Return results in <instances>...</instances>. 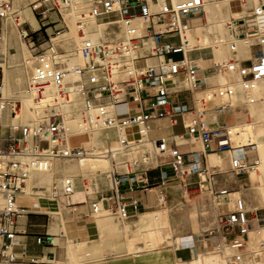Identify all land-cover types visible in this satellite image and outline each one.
Segmentation results:
<instances>
[{
  "label": "built area",
  "instance_id": "obj_1",
  "mask_svg": "<svg viewBox=\"0 0 264 264\" xmlns=\"http://www.w3.org/2000/svg\"><path fill=\"white\" fill-rule=\"evenodd\" d=\"M19 1L26 3L40 20H49L55 13L65 26V15L75 12L81 35L91 24L102 25L106 33L118 28L120 33L111 42L84 39L80 48L83 62L75 68L79 78L69 82L65 63L59 59L62 46L56 40L63 31L57 30L55 37H49L35 56V72L24 90L38 105L49 94L47 90L53 94L42 107L39 105L43 113L40 121L18 127L4 125V118L7 121L8 116L17 115L23 102L21 94H5L0 81V264H44L36 257L21 260L24 251L18 252L23 246L18 226L20 217L30 213L31 204L22 197L31 172L46 171L55 159H78L88 153L84 144L73 148L69 143L70 137L77 134H68L63 125L65 104L71 106L79 101L80 134L113 129L118 134L119 147L101 153L109 162L103 180H89L82 174L65 176L50 187H33L30 202L41 196L62 201L84 189V204L92 215L106 209L125 221L141 208L135 193L147 192L155 185L151 178L154 170H159V187L176 182L187 188L188 177L195 176L197 190L207 191L215 202L230 195L228 188L217 187V172L210 171L207 156L214 151H235L231 129L227 124H214L213 116L242 105L236 104V90L231 84L204 88L207 85L202 58L196 55L204 47H190L187 37L194 18L204 20V7L214 0H182L177 4L172 0H0V18L13 20ZM226 1L234 10L246 13L227 24L230 56L222 68L237 76L245 99L254 103L256 84L264 79V0ZM80 2L84 6L81 9ZM19 35L25 40L33 38L25 29L19 30ZM35 42L34 39L32 44ZM240 42L248 46L251 58L237 55ZM176 54L181 57L175 59ZM118 72L125 77L116 78ZM215 98L219 104L209 109V101ZM179 118L183 131L175 133ZM162 119L171 121V135L155 124ZM129 128H137L134 137L127 132ZM154 132L159 134L154 136ZM183 141L190 142L189 151L179 145ZM196 141L201 143V150L193 146ZM232 167L238 173L248 171V157L234 156ZM260 210L264 208L248 210L239 199L235 210L221 218L224 239L236 251L231 262L252 254L248 243L255 219L264 227ZM35 242L58 245L56 236L48 232L37 235ZM176 250L195 253L196 246L192 243Z\"/></svg>",
  "mask_w": 264,
  "mask_h": 264
},
{
  "label": "rangeland",
  "instance_id": "obj_2",
  "mask_svg": "<svg viewBox=\"0 0 264 264\" xmlns=\"http://www.w3.org/2000/svg\"><path fill=\"white\" fill-rule=\"evenodd\" d=\"M217 1H226V0H217ZM234 7H236L235 4H234ZM15 10L17 11L16 16H15L17 20H15L14 18L11 21L4 22V28L6 31L9 32L10 36L4 34L3 36L4 38L1 42L2 52L6 53L7 51V48H6L7 37H8V43L11 46H15L20 51L25 52L24 57H25V65H26V78L30 80L34 75L35 68H36L35 56L37 55V52L41 50L42 48H44L46 46L45 43L48 41L49 37H55L57 30H60V29L63 32H61L60 35H56L58 36L56 40L60 41V44H64V45L66 44L67 46L65 45L66 47L65 48L63 45H61L62 49H61V52L59 53V59L63 63H65V67H69L68 58H71V59L76 58L79 55L78 50H79V46L81 45L80 38L84 36V35H81V33L79 32V26L77 24L75 15L72 13L68 14L71 18L68 17L67 14L65 15V24H66L65 26L62 23V21L59 20L60 18L55 13L52 14V17L49 20L48 19L40 20V17L35 16L31 8L26 3H22L20 1L15 6ZM233 11H237V10L233 9ZM233 17H235V15L230 16L229 19L231 20ZM228 22L226 23V28H227ZM39 23H41L42 29L37 31V33L32 34L29 28L32 25L33 29H36L39 27L40 25ZM43 24H46V25H43ZM206 24H207V21L205 17H204V20H201L200 18L196 17L194 18V23L192 26L206 25ZM24 29L28 30L31 36H34L31 40H27V39L25 40V39L20 38L19 30H24ZM113 30L114 32L111 31L105 34L108 37H113V38H109L106 40H114L118 37L120 33L119 29L116 28ZM35 34L37 35L35 36ZM229 36H230V33L228 31V33L226 34V38H227L226 40L229 39L228 38ZM37 37L39 38V40H36L35 45L32 44V41L35 38L37 39ZM213 37L214 36L212 35L209 41L201 44V47H204L203 50H201L200 52L199 51L196 52V55L199 58H202L201 64L203 65L204 79L206 80V85H207V86H204V88L205 87H215L217 85L220 86L222 78L224 77L230 78V76L233 75V73L232 74L228 72L220 73L218 71L216 62H220V61L228 59L230 56V50L228 49V46L225 44L220 45V47L218 46L219 44L215 46V44L217 43L215 44L213 43ZM211 43L214 45H212ZM240 46H239V49H240ZM218 48L220 50L222 48L223 50L220 51ZM224 48L227 49V51L224 50ZM247 49L249 50L247 53L238 55V56L242 58L252 57L250 49L248 47ZM222 51L223 53H221ZM27 54L33 60L32 66L28 64L27 62ZM217 54H219V56ZM173 57L175 59H179L181 55L176 54V55H173ZM82 62L83 60L81 58V62L79 64H81ZM2 64L4 65V63ZM233 76H235V79H236V75L234 74ZM115 77L121 79V78H124L125 76L123 73L118 72L116 73ZM232 77H231V82H234L235 79L234 77L233 78ZM231 85L233 86L236 85V81L234 83H231ZM4 90L6 94H10V95L12 94L11 91L7 93L5 87H4ZM47 92L50 93L51 91L47 90ZM20 94L22 95V100H24L23 98L26 99L27 95L25 94L24 91L21 92ZM236 95H237L235 96L236 104L240 102L243 103L241 107L236 109V112L238 113V116H237L238 120L242 119V120L252 121L254 116H259L264 119V92L255 95L256 101L254 103H248L247 100L245 99V96H243L240 90L238 89L236 91ZM199 98H200V94L198 95L197 100ZM214 100L215 101L211 104L212 108L216 107V105L219 104V100L217 98H215ZM33 101L35 105L33 109L31 110L30 115H28L26 119L22 117V115H20L15 120L16 122L31 123L33 121H40L42 119L43 113H42L41 107L45 102H47V96L43 97L42 100L39 101V105L41 107L38 105V103L35 102L34 99ZM78 102L79 101H77L76 104H72L69 110L72 116L74 117L80 114ZM24 106L25 105L23 103L22 110L24 109ZM198 107H202V106L198 105ZM22 110H21V113H22ZM232 117H233V114H229L228 116L222 115L221 117L222 120H220L218 123L227 124L228 122L227 118H232ZM64 120H65V117H64ZM2 123L4 125L6 124L12 125L11 122L5 121V118L2 121ZM67 126H70V125L67 124ZM82 130L83 129L81 127L75 128L73 134L76 133L77 135H74L70 137L69 139V143L71 147L76 148L80 146L81 144H84V146L89 152L88 154H93V155H102L101 153L108 148H112V149H114V147L115 149L118 148V143L116 146H112V144L106 143L107 140L105 139V135H116L117 140H119L118 134L116 133L115 130L107 129L106 131L97 132L91 135L80 134ZM136 131H137V128H129L127 130L130 137H134ZM174 131L175 132L183 131L180 118H179V124L174 128ZM92 135H96V136L102 135L101 137L103 140L99 142V145L107 144L108 146L106 148H101V146L99 145H98L99 147L95 146L91 142ZM193 146H195L198 150L202 149L201 143L199 141H196L193 144ZM224 154L225 152H220L218 153L217 157H215V155L208 153V165H209L210 171L219 173V170H221V173L216 174L215 177L220 176V175H228V174H231L232 176H237L239 178V183L243 184L245 188H243L242 186H239L236 189L237 191L241 189L243 190V192H241L242 193L241 196L240 194H238L236 196V199H238L237 197L239 196V198L244 199L246 204H247V200L248 202L250 200L253 202L257 201L255 203L258 204V206L260 205L264 206V204L262 203L263 202L262 195L264 193V188H263L264 180H260V183L258 181V183L255 185V182L250 179V174H249L250 168L257 165V163L253 159L255 154L252 152L247 154V156L249 157L248 159L249 169L246 172H239V173L235 171L234 169H231V167L228 170L222 167L220 169L213 167V164L216 161H220V162L222 161L223 159L222 157ZM211 158L213 160H211ZM54 163H59L60 166H64V164L77 165L80 167V173L78 175L82 174L85 176V178H88L89 180L93 177H96L99 181L104 179V173L107 171L109 167L108 160L107 159L103 160L100 158L96 160H86V161L79 160V159H67V160L57 159V160H54ZM93 172H97V174ZM65 175H68V174L65 171H61L60 174L56 176V179L54 180V182L58 181L60 177L65 176ZM99 175L100 176L102 175V176L100 177ZM188 182L190 184L189 186L190 188L192 189L196 188V185H195L196 178L194 176L189 177ZM171 185H179V184L176 182H170V183H167L166 186L152 189L150 192L149 191L139 192L136 196L139 198L141 202V208L138 212L133 214V216H136V217H133L125 221L119 220L110 211L106 209L103 210L104 212L101 210V212H99L101 214L97 213V214L92 215L90 212V207L88 205H86L85 208H74V206L78 205V203H81L82 201H84L82 195L80 194H75L73 196V202L75 204L69 203V206L67 207H65L63 203V199H67L66 197H63L62 201H59V200L55 201L54 199L49 198L48 196H41L45 198L46 200H48L50 203L59 207V212L57 214L53 215V214L47 213L41 216L43 223H46V227H42V229H45L51 232L52 234H54L56 236V242L58 244L56 247H51L52 252L50 254L52 256L51 259L53 260V262L51 263L58 264L56 260H60V261L65 262V264H147L146 260L149 259L153 255V253L150 252L152 249L150 239H149L151 237L150 232L144 226V223H146V221L148 220H151L150 218L154 216H157V219L159 218L158 220L160 222V227L163 230L159 234L161 238H164L167 235L166 232L168 231L170 227V224H167V221H168V223L170 222L173 227V230H174L173 236L175 238L180 235H184V234H190V235L198 234V236L196 235L194 236L197 240V245H198L199 250L204 248L203 244H205V242H209V243L212 242L211 245L210 244L208 245L210 248H213L215 246L214 241L211 240V238L206 240L207 237L208 238L210 237L208 236V233H209L208 230L211 227L209 223L210 220H208L207 217L204 218V216H207L210 212V209H208V207L206 208V210L203 209L202 211L195 210V212L197 213H195L196 215L194 214L190 225L188 224L184 231H181L180 229V226L184 223V214L186 213L188 206L191 204L190 201H198V200L191 199V197L199 195V197H203L201 199L202 201L204 202L207 201L208 205L212 204L213 199L209 196L208 192L204 190L203 191L194 190L191 192V197H190L188 193L185 195V192L183 191L182 187H179V191L177 192V194L170 195V193L168 192V187ZM257 185L262 187L263 191H260L259 190L260 187H258ZM249 189L252 192H250ZM244 190H246L247 193ZM149 194L154 196L155 198V202L151 206H150ZM251 197L253 198V200L250 199ZM258 197L260 199L262 198V200H260ZM256 198L259 200H257ZM225 199L226 198H224V200ZM208 201H210V204ZM247 207L248 208L250 207L249 204H247ZM198 212H200L201 214H199ZM259 213L264 215V210H260ZM255 221L256 222L253 228L251 229V231L256 230V229L257 230L264 229L263 226L259 225V223L257 222V219ZM163 222L166 225H164ZM138 223L141 226H139ZM219 230L220 228L213 230V234L214 235L221 234L222 231H219ZM70 239H72V241L74 240V243H73L74 246L72 245L73 249H69L68 251L69 258H68L63 254L66 251V248H65L66 243ZM76 244L83 245L84 247L83 252H82L83 257L76 258V256L78 255ZM168 249H170L171 252H174L175 250L174 247L172 246L169 247Z\"/></svg>",
  "mask_w": 264,
  "mask_h": 264
},
{
  "label": "bare ground",
  "instance_id": "obj_3",
  "mask_svg": "<svg viewBox=\"0 0 264 264\" xmlns=\"http://www.w3.org/2000/svg\"><path fill=\"white\" fill-rule=\"evenodd\" d=\"M172 1H173V3L177 4L182 0H172ZM78 8L79 9L83 8L81 2L79 3ZM232 8H233L232 4L228 1L214 0V1L207 3L204 7V13H203L204 17L206 18L207 24L206 25L190 26L189 30L187 32V37L190 41V47H193L197 44L201 46V44L209 41V39L212 35L214 36L213 37V43L214 44L217 43V44H215V46H217L218 44H219L218 45L219 47H220V45H224V44L227 45V42L230 39V36L228 37L229 39L226 40L227 39L226 34L228 33V29L226 28V23L230 20L229 17L232 15H235V17H236L240 14L246 13V11H243L242 13H240L238 11H233ZM72 14L75 15V12ZM67 16L70 17L68 14H67ZM249 22L252 23L251 20ZM102 28H103L102 25L97 26L95 24H91V25L86 26L85 27V34H84V36H82L80 38L81 45H82L83 40L86 38L94 40L96 42L101 41V40H106L109 38H113V37H108L107 35H105L106 32L104 30H101ZM112 32H114V30H112ZM68 40H70V39H68ZM106 41L111 42L112 40H106ZM214 44H212V45H214ZM240 44H241V46H240ZM240 44H239V46H240L239 53L237 55H242V54H245L249 51L247 49V47H248L247 45L243 44L242 42H240ZM61 45H63L65 47L66 44L65 45L61 44ZM78 45H80V44H78ZM81 45L79 46V50H78L79 55L76 58H72V59L68 58L69 67H65L66 71H67V75H66V81L67 82L74 81V80L79 78V74L76 72L75 68L81 62V58L83 60V57L80 53ZM225 47H227V46H225ZM222 48H223V46H222ZM222 48H221V50H223ZM224 50L227 51V49H225V48H224ZM221 53H223V51ZM24 55H25V52H24ZM217 55L219 56V54H217ZM80 56H81V58H80ZM247 57H249V56H247ZM221 60H222V58H221ZM226 60L216 62V65L218 67V71L220 73L226 72L222 68L224 66L223 64ZM27 62H28V64H30L32 66L33 60L28 56V54H27ZM233 75H231L230 78H227V77L222 78L220 85L231 84V83H234L236 81V85H234V86L232 85V86L235 88L236 91H237V89L240 90L241 94L244 96L243 88H242L240 82L238 81L237 76L235 79V76H233ZM232 76L235 79L234 82H231ZM263 92H264V79L259 80L257 82L256 87L254 89V95H257V94H260ZM52 95H53L52 93L51 94L49 93L47 95V98H48L47 101L50 100L49 97ZM198 95H197V97H198ZM72 97H74V95H72ZM23 99L24 100H22V101H24L23 103L25 105L24 109L22 110V107H21L20 111L17 112V115L8 116L7 121L11 122L12 126L18 127L22 124L23 125L26 124V123L16 122L15 120L20 115H22V117H24L26 119V117H28V115H30L31 110L33 109V107L35 105L32 97L26 96V99L25 98H23ZM214 101H215L214 99H211L209 101V103H208L209 109H213L211 107V104ZM237 104L242 105L243 103L240 102ZM70 107L71 106L68 104H65L62 106V108H63L62 114L65 117V120L63 119V125L66 128L68 134L69 133L73 134L75 128L80 127L81 114L77 115L76 117L72 116V114L69 111ZM21 110H22V113H21ZM230 113L233 114V117L227 118V121H228L227 125L229 126V128L232 131V142H233V146L235 148V151L234 152L233 151L228 152V154L225 158L222 157L223 158L221 161L222 166L226 170L230 169V167H231V169H233L232 160H233L234 156L246 157L247 156V150H250V151L254 150L256 153V157H255L254 161L257 163V165L250 168L249 174H250V179L252 181H254L255 185H256L258 183V181L260 183V180H264V119L259 117V116H254V118L252 117L253 118L252 121L242 120V119L238 120L237 119L238 113L236 112V109L226 111L224 115L228 116ZM218 119H219V117L217 115H214L213 116V123L216 124L217 121H219ZM223 121H225V120H223ZM67 124L70 126H67ZM118 147H119V140H118ZM114 149H115V147H114ZM87 152H88V150H87ZM88 153L86 155L81 156L78 159L83 160V161L96 160L98 158L103 159V160L107 159L103 155H93V154H88ZM64 159L67 160V159H75V158H64ZM248 159H249V157H248ZM55 160H57V159H55ZM53 164H54V166H53ZM248 169H249V167H248ZM61 171H65L68 174L65 176H77L80 173V167L77 165H68V164H64V166H60L59 163H54V160H53L51 162V166L48 167V169L46 171H38V170L32 171L31 175H30V179L28 181V186L26 188V195H24L22 197V199L26 200L28 203H34L35 205L39 206L41 208V213L43 212V213H49V214H53V215L57 214L59 212V207L50 203L45 198L40 197L39 199L34 200V202H30L28 197H29V194L32 193L33 187H35V186L50 187L51 184L56 179V176L58 174H60ZM65 176L60 177L58 181H60L61 178L65 177ZM258 187H260V186H258ZM243 188H245V187H243ZM263 188L260 187V189L259 188H257V189H259L260 191H263L262 190ZM152 189H154V187L151 188L149 190V192ZM244 191H246V190H244ZM249 191H250V189H249ZM242 192H243V190H242ZM250 192H252V191H250ZM77 193H83L86 197L85 198V201H86L87 194H86L85 190L84 189H78V190H76V192L74 194L66 196L67 199H63V203H64L65 207L69 206V203L74 204L73 196ZM246 193H247V191H246ZM246 193H245V195H246ZM250 194H252V193H250ZM232 196H233L232 202H233V205H235V206H236L237 201L239 199H242L244 201V199L239 198V196L237 197L238 199H236L235 195H232ZM262 196H263L262 197L263 198L262 203L264 204V193ZM247 198H245V199H247ZM262 198L261 199L259 198V199L262 200ZM250 199L253 200L252 197ZM259 199H257V200H259ZM208 202L210 204V201H208ZM255 202H257V201H255ZM255 202L250 201V200L248 202V200H247V204H249V206H250L248 208L247 204H246L247 209L251 210V211H257V210L261 209L262 207H264L262 205H260L262 207L258 206V204H256ZM190 203L191 204L188 206V209H187L186 213L184 214V223L180 226L181 231H184L188 224L190 225V223L192 222L194 214L197 213V212H195V210H197V211L201 210L202 211L203 209L206 210V208L208 207V209H210V212L207 216H204V218L207 217L208 220H210L209 223H210L211 227L208 230L209 233L207 231V233L210 237L209 238L207 237L206 240L211 238V240L214 241L215 246L213 245L214 247L210 248L209 245L207 244V242H205V247L203 249L199 250L198 245H197V240L193 234L192 235L184 234V235H180V236L175 238L173 236V233H174L173 227H172L171 223L170 222L168 223V221H167L168 218L166 220L167 224H170V227L167 231L168 233L165 231L167 235L164 238H161L159 236V234L163 230L160 227V222L158 220L159 218L157 219V216H154V217L150 218L151 220H148V221H146V223H144V226L150 232L151 237L149 236L150 238L149 237L148 238L150 239V243H151V247H152L150 252L153 253V255L149 259L146 260L147 264H264V229H259V230L256 229V230L250 231V235H249L250 245H249V243H248V245L250 247L252 254L246 253L245 255H242L239 260H235V261L231 262L232 256L236 253V251L234 249H232V247L224 241V236L222 235V233L218 234V235L213 234V230H215V229L220 228L219 231H222L221 225H220V220L218 218V216H219L218 211L219 210H218L217 202H215L213 200L212 204L208 205L207 201L204 202L200 199L198 201H190ZM74 207H76V206H74ZM103 210L104 209H102V211ZM198 213L201 214L200 212H198ZM59 214H61V213H59ZM98 214H101V213H98ZM150 214H152V213H150ZM203 214H205V213H203ZM131 217H133V215ZM164 225H166V224L164 223ZM139 226H141V225L139 224ZM206 230H207V228H206ZM73 243H74V240L72 241V239H70L66 243L65 255L68 258H69L68 251H69V249H73L72 248L74 246ZM192 243L195 244L196 251H195V253H192L193 257L190 261L184 262V261L176 258L173 255V253L171 252V250L168 249L169 247L172 246L176 250V248H180V247L185 246V245H190ZM76 246H77L76 248L78 251V255L76 256V258L83 257V255H82V252L84 249L83 245L76 244ZM63 264H65V262H63Z\"/></svg>",
  "mask_w": 264,
  "mask_h": 264
},
{
  "label": "crops",
  "instance_id": "obj_4",
  "mask_svg": "<svg viewBox=\"0 0 264 264\" xmlns=\"http://www.w3.org/2000/svg\"><path fill=\"white\" fill-rule=\"evenodd\" d=\"M4 22H7V21L0 18V81L3 82L7 93H9L11 91V93H12L11 95H16V94H20L21 92H23L26 89V86L28 84V79L26 78L25 57H24V52L20 51L15 46H11L8 43V37H7V43H6L7 51H6V53L2 52L1 42L4 38L3 36H4V34L9 35V32L6 31L4 28ZM39 24H40L39 27L36 29H33L32 25H31V27L29 29L31 30L32 34L37 33V31L42 29L41 23H39ZM43 25H45V24H43ZM36 35L37 34H35V36ZM35 40H39V38L37 37V39L35 38ZM2 63H4V65ZM224 114L218 115L219 121L222 120L221 117ZM230 114H232V113H230ZM219 121H217V122H219ZM155 124H157L161 127V131L163 133H165L167 135L172 134L171 121L169 119L159 120L158 122H155ZM175 133H178V132H175ZM158 134H159V132L153 133L154 136H157ZM85 135H87V134H85ZM101 136L102 135H98V136L92 135L91 136V142L95 146H98L99 142L103 140ZM105 139L107 140L106 143L112 144V146H116L118 143L116 135H105ZM179 145L182 147V149L184 151H189L191 148L190 142H187V141L180 142ZM3 146L7 147L8 144L3 143ZM99 146H101V148H106L108 145L102 144ZM251 152L255 154L253 157V159H255V157H256L255 151L254 150L253 151L247 150V154L251 153ZM218 153H220V151H214L211 154L215 155V157H217ZM226 153H228V152H225V154L223 155V158H225L227 156ZM211 160H213V159L211 158ZM207 165H208V156H207ZM213 167L217 168V169H220L221 167L223 168L222 162L216 161L213 164ZM93 173L97 174V172H93ZM220 173H221V170H219V173H217V174H220ZM189 177H191V176H189ZM151 178L154 180V183H155V185L153 186L154 189L158 188L159 187L158 186L159 170L152 171L151 172ZM187 181H188V179H187ZM216 183H217L218 188H228L230 190V195H223L221 202L217 203L218 204V210H219L218 211V215H219L218 218H219V220H221V218L224 215L235 210L236 206L233 205V202H232L233 196L232 195H235V196H237L238 194L241 195L242 189L239 191H237L236 189L239 186L244 187V185L239 183V178L237 176H232L231 174L217 176L216 177ZM189 186H190V184H189ZM189 186L187 188H185L182 184L171 185L168 187V192L170 193V195H175L179 191V187H182L183 191L185 192V195L188 193V195L191 197V192L194 190H197V188L192 189ZM139 192H136L135 195H137ZM77 194L82 195L84 201H82L81 203H78V206L76 205V207H74V208H85L87 205V204H84L85 198H86L85 195L83 193H77ZM209 196L211 197L210 194H209ZM149 198H150V206H151L154 204L155 198H154V196H152L150 194H149ZM202 198L203 197H199V195L191 197V199H193V200H199ZM224 198H226V199L224 200ZM30 204H32V205H30L31 208L29 209L30 213L27 215H23L19 219L18 230L20 233L19 234L20 239L23 242V246L18 248V252L22 253V251H24V253L22 254V259H21L22 261L27 262L31 258L36 257V258H39L42 262H44V264H52L51 262L53 260L51 259L52 256L50 254L52 252L51 247L44 246V245H37L35 242V237L37 235L45 234L47 232L51 233L45 229H42V227H46V223H43L41 216L44 214H47V213H43V212L41 213V208L39 206L35 205L34 203H30ZM133 217H136V216H133ZM133 217H131V218H133ZM194 235L198 236V234H194ZM207 244L211 245L212 242H210V243L207 242ZM203 246L205 247V244H203ZM172 253L176 258H178L182 261H184V260L190 261L193 257L192 252L189 250H177V251L174 250V252H172ZM63 255H65V252ZM56 261L58 264H63V261H60V260H56Z\"/></svg>",
  "mask_w": 264,
  "mask_h": 264
}]
</instances>
